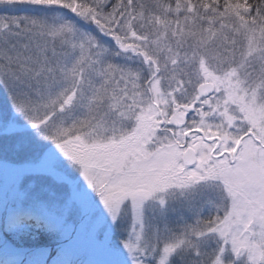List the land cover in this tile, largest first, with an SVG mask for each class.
Wrapping results in <instances>:
<instances>
[{
	"label": "snow or ice",
	"instance_id": "obj_1",
	"mask_svg": "<svg viewBox=\"0 0 264 264\" xmlns=\"http://www.w3.org/2000/svg\"><path fill=\"white\" fill-rule=\"evenodd\" d=\"M0 264H264V0H0Z\"/></svg>",
	"mask_w": 264,
	"mask_h": 264
}]
</instances>
